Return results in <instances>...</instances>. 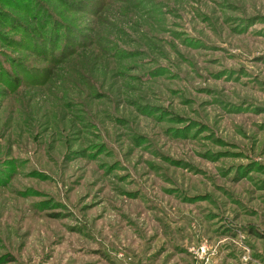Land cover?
I'll return each mask as SVG.
<instances>
[{
  "label": "rangeland",
  "instance_id": "obj_1",
  "mask_svg": "<svg viewBox=\"0 0 264 264\" xmlns=\"http://www.w3.org/2000/svg\"><path fill=\"white\" fill-rule=\"evenodd\" d=\"M0 264H264V0H0Z\"/></svg>",
  "mask_w": 264,
  "mask_h": 264
}]
</instances>
